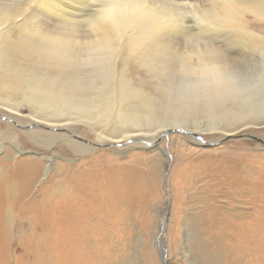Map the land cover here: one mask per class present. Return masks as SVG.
I'll return each mask as SVG.
<instances>
[{"label": "bare ground", "instance_id": "6f19581e", "mask_svg": "<svg viewBox=\"0 0 264 264\" xmlns=\"http://www.w3.org/2000/svg\"><path fill=\"white\" fill-rule=\"evenodd\" d=\"M17 2L0 1V116L27 130L0 122V152L4 140L14 148L0 158V264L27 244L38 249L53 239L55 248L78 256L97 235L104 240L120 204L155 161L133 151L121 161L113 152L126 148L104 146L178 130L196 143L197 136L236 138L233 148L187 150L180 141L173 148L189 182L228 197L209 214L210 224L237 215L244 219L238 226L263 230L262 210L253 216L237 208L264 152L237 138L264 135V78L239 80L245 65L264 59V0H26L30 8ZM206 26L218 30L220 42L186 31ZM40 147L47 150L42 158L16 156ZM209 160L219 162L221 181L212 179ZM45 169L51 173L35 188ZM213 263H222L215 254Z\"/></svg>", "mask_w": 264, "mask_h": 264}, {"label": "rangeland", "instance_id": "374dc122", "mask_svg": "<svg viewBox=\"0 0 264 264\" xmlns=\"http://www.w3.org/2000/svg\"><path fill=\"white\" fill-rule=\"evenodd\" d=\"M0 1H7L9 3H16L18 1L17 4L19 6L21 5V7H31V4H24L26 0ZM0 122H9L20 132L27 130L26 125L4 115L0 116ZM1 130L4 131V128ZM188 135L190 134L178 130L173 131V133L169 135H162L155 141L150 139L137 141L135 145H133L134 141H128L125 144H106L104 146L105 148H126L125 151H129L125 154L113 152V154L119 156L121 161L126 160L128 158H126V156L132 151L145 156L153 155L155 160L150 167L148 177L136 180L132 188L133 193L132 191L130 192L128 201L120 204L119 210L117 209L119 212H116L113 217L114 228L108 230L104 240L103 236L98 237L97 235V238L100 240L102 239V242L97 239V241L92 244L91 248L83 250L84 253L82 254H84L85 257L82 254L77 256L80 252L77 250L71 252L68 247L63 249L55 248V246H53V239H50L42 243V245H39V248L37 247L38 249L28 244L21 248L11 249V260H9V264H210L214 254L219 258L220 263L222 262L221 264H264V228L263 230H261V228H252L251 233V230L249 232L251 228L247 226V228L245 226H238L237 223L244 219L237 215L236 217H232V220H234L233 222H230L232 221L230 220L222 225V223L217 220V223L214 224V222H212L213 225L212 223L210 224L212 219L209 214L215 209L225 206V204L228 203V197H224L226 194L221 195L222 192L219 193L220 191L215 189L217 188L216 186H213L215 190H212V188L201 189L198 187V183L194 185L189 182L184 172V167L186 165L179 161V155L173 148V144L177 141L182 142L185 147H188L189 149L187 150L195 148L209 151L215 150V148L221 149V147H223V149L233 148L236 142L232 140L236 138H231L223 142H210L206 140L205 136H197L196 138L200 143H196V141L191 139ZM241 138L249 143L253 152H264V135L258 133L252 136L239 137L237 140ZM86 142L91 146L94 145L92 141ZM3 143L4 148L0 152V158L5 156L8 149H14L9 144V140H4ZM99 147L102 148L103 146L99 145ZM46 151V149L41 147L38 150L26 148L22 151H17L16 156H34L42 158ZM60 158L57 160H60ZM67 158L65 162L71 164L79 162L76 157ZM209 161V171L214 174L212 179L215 182L221 181L224 176L220 175V172H218L219 162ZM50 173V170L48 171L45 169L39 180L35 183V188L38 187ZM227 178V180L231 181L230 177ZM209 179V177H204L203 182L204 180L205 182L209 181ZM249 179L251 180L252 187L244 193L246 195V199H244L246 202H240L243 208H237L239 205L236 208L239 210L244 209L243 212L248 214L251 213L250 215L253 216L255 213H261L264 216V164L260 167L255 166L252 169ZM235 180H237V178ZM256 189H260L258 194L256 193ZM259 196L260 198H258ZM249 198L253 200H249ZM260 199H262V201ZM258 203L260 204L258 205ZM257 206L258 208H255ZM259 209L262 210L260 213L258 212ZM234 222L235 225H233ZM227 226L228 228H226ZM229 226L231 232L229 231ZM257 226H259V224ZM231 227L233 228L231 229ZM237 229L245 230L239 231ZM259 232L263 235L261 233L259 234ZM246 233L252 237H249ZM237 236L240 239H238ZM244 243H246V245ZM242 244L243 246H241ZM45 247H47V249ZM63 254H66V256H62ZM247 256L248 258L246 259Z\"/></svg>", "mask_w": 264, "mask_h": 264}, {"label": "snow or ice", "instance_id": "6c2138e0", "mask_svg": "<svg viewBox=\"0 0 264 264\" xmlns=\"http://www.w3.org/2000/svg\"><path fill=\"white\" fill-rule=\"evenodd\" d=\"M193 23L194 21H189V24ZM197 30L205 33L207 39L213 42H220L222 39L218 30L211 26H206L199 29L197 27H189L186 29V31L188 32ZM257 77L264 78V59H261L258 63L255 64L245 65L239 73V80L242 85L248 84L251 80Z\"/></svg>", "mask_w": 264, "mask_h": 264}]
</instances>
